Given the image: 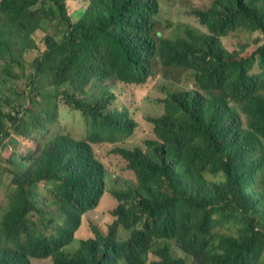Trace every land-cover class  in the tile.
Instances as JSON below:
<instances>
[{"label": "trees", "instance_id": "16d2710c", "mask_svg": "<svg viewBox=\"0 0 264 264\" xmlns=\"http://www.w3.org/2000/svg\"><path fill=\"white\" fill-rule=\"evenodd\" d=\"M161 4L0 0V153L10 151L3 158L12 165L0 166L9 174L0 180V264H148L151 254V264H264V0H212L192 12L206 31L178 24L164 36ZM238 30L257 38L230 52L222 38ZM38 32L45 49L26 67ZM160 68L167 78L185 69L194 88L170 91L164 113L148 117L154 137L145 151L114 149L135 178L111 189L119 206L107 232L92 227L93 237L77 240L107 188L92 144L135 130L128 107L113 108L117 90L85 87L142 84ZM59 101L80 113L88 138L57 131L41 140L58 122ZM11 137L26 141L27 153L12 152Z\"/></svg>", "mask_w": 264, "mask_h": 264}, {"label": "rangeland", "instance_id": "374dc122", "mask_svg": "<svg viewBox=\"0 0 264 264\" xmlns=\"http://www.w3.org/2000/svg\"><path fill=\"white\" fill-rule=\"evenodd\" d=\"M212 0H162L160 17L162 20L161 24H157V31L164 36L163 31L165 30L169 33L178 24L190 25L196 28H200L206 31L202 27L192 14L193 10L196 8H207L210 6ZM79 5L75 4L71 10L73 18L77 17V10ZM44 32H38L34 39L38 45V50L27 52L24 56L26 60L25 65L28 67L32 60L38 57L41 52L45 49L44 42ZM257 38V34L246 33L242 30L230 32L226 37L222 38L224 46L229 51H238L240 46L244 44L245 41L252 42V39ZM257 46L254 47L256 49ZM174 71H170L168 74L169 78L162 75L163 69H158L159 74H155L150 77L145 83L142 84H120L112 83L113 80L107 79L106 81L93 79L89 84L86 85V89L98 93L102 86L107 85L108 89L118 92V97L116 103L119 107H128V115L134 120L135 130L129 137H120L115 143H93V147L97 155L104 162L107 169V188L105 194L97 209L87 212L83 215L81 220L80 229L76 232L75 237L77 240H88L94 236L92 227H98L101 231L108 230V226L115 220L112 212L116 210L119 203L111 195V189H123L125 181L135 178L134 173L127 167V161L123 159L118 153L114 152L116 147H126L134 148L140 146L143 150H146L145 139L148 137H154L153 123L148 119L159 116L164 113L165 103L164 100L169 95L170 91L175 89L185 90L193 89L194 81L189 72H185V69L172 68ZM258 67L254 71H257ZM170 80H173L170 81ZM28 80H26L27 82ZM24 81V83H26ZM59 111H58V122L50 128V132L44 131L40 133L41 140L46 141L50 135H53L57 131H63L70 133L74 138H88V128L85 125L80 113L71 108L69 105L59 101ZM135 104V106H134ZM244 122L246 120L244 118ZM15 142V147L12 152L14 153H27V143L26 141L20 142V140L15 137H11ZM32 140L29 141L28 145ZM23 143V144H22ZM35 143V142H34ZM4 155L0 153V166L12 168L11 163L8 160H4ZM9 174L4 173L0 176V180H9ZM6 187L0 184V208L6 207ZM42 193L40 197H44L46 194L45 186L40 188ZM49 213H57L51 209H45ZM36 217L38 215L36 214ZM120 239H123L124 230L121 229ZM75 246H70L66 249L69 253H72ZM174 253L176 256H183L181 251L174 248ZM158 258L154 255H150L149 263L157 260ZM31 264H54V261L50 258L48 259H32Z\"/></svg>", "mask_w": 264, "mask_h": 264}, {"label": "clouds", "instance_id": "9594fccd", "mask_svg": "<svg viewBox=\"0 0 264 264\" xmlns=\"http://www.w3.org/2000/svg\"><path fill=\"white\" fill-rule=\"evenodd\" d=\"M161 5H162V4H161ZM207 8H209V7H207ZM207 8H204V9H207ZM160 12H161V6H160ZM159 16H160V15H159ZM160 18H161V17H160ZM232 32H233V31H232ZM225 37H226V36H225ZM223 38H224V37H223ZM222 43H223V41H222ZM223 45H224V44H223ZM224 47H225V46H224ZM225 48H226V47H225ZM226 49H227V48H226ZM227 50H228V49H227ZM228 51H229V50H228ZM230 52H232V51H230ZM233 52H234V51H233ZM254 70H255V69H254ZM254 70H253V72H257V71H258V70H257V71H254ZM116 100H117V99H116ZM115 106H116V107H113V108H116V109L119 108V109H121V110H123V108H124V107H123V108L119 107V106L117 105L116 101H115ZM119 109H118V110H119ZM129 117H130V116H129ZM130 118H131V117H130ZM134 129H135V126H134ZM117 140H118V139H117ZM117 140H116V141H117ZM116 141H115V142H116ZM136 147H137V146H136ZM138 147H140V146H138ZM121 148H126V147H121ZM128 149H133V148H128ZM142 149H143V148H142ZM119 155H120V154H119ZM120 156H121V155H120ZM121 157H122V156H121ZM122 158H123V157H122ZM123 159H124V158H123ZM127 165H128V162H127ZM111 195H112V194H111ZM102 198H103V197H102ZM101 200H102V199H101ZM100 202H101V201H100ZM99 204H100V203H99ZM98 206H99V205H98ZM97 208H98V207H97ZM97 208H95V209H97ZM95 209H94V210H95ZM91 211H92V210H91ZM84 215H85V214H84ZM79 229H80V228H79ZM100 231H101V230H100ZM101 232L106 233V231H101ZM75 234H76V233H75ZM74 237H75V235H74ZM70 246H72V245H69V246L65 247V251H66V249H67L68 247H70ZM66 252H68V251H66ZM68 253H69V252H68ZM71 254H72V253H71ZM183 254L185 255V253H183ZM151 255H153V254H151ZM154 256H155V255H154ZM155 257H156V256H155ZM50 259H51V258H50ZM149 259H150V257H149ZM157 260H158V259H157ZM154 261H156V260H154ZM152 262H153V261H152ZM148 263H149V262H148ZM150 264H151V263H150Z\"/></svg>", "mask_w": 264, "mask_h": 264}]
</instances>
